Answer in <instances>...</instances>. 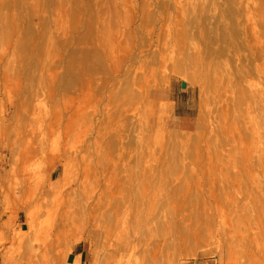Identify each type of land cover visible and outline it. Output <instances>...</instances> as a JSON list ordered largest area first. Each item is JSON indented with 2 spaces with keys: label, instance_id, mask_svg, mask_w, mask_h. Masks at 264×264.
<instances>
[{
  "label": "bare ground",
  "instance_id": "1",
  "mask_svg": "<svg viewBox=\"0 0 264 264\" xmlns=\"http://www.w3.org/2000/svg\"><path fill=\"white\" fill-rule=\"evenodd\" d=\"M167 63L190 65V77H203L213 93L210 112L171 124L201 134L183 139L190 175L170 182L162 174L170 164L177 170L176 160L162 147L148 164L142 159L151 133L170 126L154 89ZM0 106V122L10 108L15 124L4 136L30 140L36 155L56 150L77 167L61 200L51 199L55 232L87 233L97 264H173L174 253L196 244L197 225L172 224L163 201L192 207L197 222L205 202L188 193L189 178L207 187L210 203L264 231V0H0ZM207 132L214 139L200 150ZM14 144L0 156L5 166L29 153ZM53 173L45 186L59 192L66 173L51 185Z\"/></svg>",
  "mask_w": 264,
  "mask_h": 264
},
{
  "label": "rangeland",
  "instance_id": "2",
  "mask_svg": "<svg viewBox=\"0 0 264 264\" xmlns=\"http://www.w3.org/2000/svg\"><path fill=\"white\" fill-rule=\"evenodd\" d=\"M43 58L44 56L41 57L42 60ZM182 82L185 83L184 88L181 87ZM154 89L160 96L156 100L159 119L161 123L166 122L170 126L163 130L161 135L151 133L148 144L152 149L148 152L146 148L145 157L142 159L148 164L160 154L159 147H162V154H166L169 161L170 158L176 160L174 163L177 170L172 172L173 164H170V167L165 166L162 174V179L170 182L173 178L190 175L193 169L186 153H190L191 149L190 142L186 143L196 134H201L197 129L173 128L172 125L194 121L200 111L205 114L210 112L213 108V93L210 89L207 90L203 77H190V65L176 68L172 63H167L157 70ZM3 110L0 106V116L3 115ZM11 112L10 108L6 109V121L4 124L0 122L1 159L9 157L8 150L16 151L15 141H20L24 153H29H26L25 157L15 153L16 161L8 166H5L4 160L0 162V264H25V256H33L34 262L31 264H65L66 256L81 248L86 253L88 264H97V247L87 233L77 232L75 236L55 232V226L59 222V206L51 199L61 200L62 191L69 186L77 167L70 162L64 163L56 150H51L46 155H36L37 149L33 150L36 145L30 143V140L25 138L23 143L18 135H12L10 139L4 136V128L12 130L15 126L14 123L8 125V115H11ZM210 120L211 117L205 118V127ZM228 124L234 129L238 126L236 118L231 114H228ZM170 132L178 138L172 139ZM167 133H170V136H167ZM209 136L208 132L204 133L203 138L199 140L200 150L205 149ZM184 137L189 138L185 143ZM1 144L7 146L2 148ZM51 170L54 172L48 182L51 185L58 179H63L66 173L59 192H52L51 188L46 189V176ZM190 185L189 178L188 193L200 195L205 202L200 208L197 207V214L200 216L197 222L193 221L195 216L192 213L195 210L192 207L176 201L163 200L172 211L168 213L163 208L161 213H168L172 224H195L199 233L196 244H190L174 253L171 258L173 264H264V231L261 230V223L249 219L251 216L243 219L239 212L238 215H229L227 206L207 200V187L191 185L190 188ZM4 186L8 188L7 193L3 190ZM160 193L164 194V189ZM167 229L169 230L168 227ZM228 244L233 248L227 250ZM131 261L134 262L133 259Z\"/></svg>",
  "mask_w": 264,
  "mask_h": 264
},
{
  "label": "crops",
  "instance_id": "3",
  "mask_svg": "<svg viewBox=\"0 0 264 264\" xmlns=\"http://www.w3.org/2000/svg\"><path fill=\"white\" fill-rule=\"evenodd\" d=\"M65 264H88L84 249H76L68 254L65 258Z\"/></svg>",
  "mask_w": 264,
  "mask_h": 264
},
{
  "label": "water",
  "instance_id": "4",
  "mask_svg": "<svg viewBox=\"0 0 264 264\" xmlns=\"http://www.w3.org/2000/svg\"><path fill=\"white\" fill-rule=\"evenodd\" d=\"M181 87L184 88L185 87V83L182 82L181 83Z\"/></svg>",
  "mask_w": 264,
  "mask_h": 264
}]
</instances>
